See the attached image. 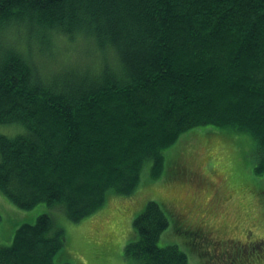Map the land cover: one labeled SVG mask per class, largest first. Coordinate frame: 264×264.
I'll list each match as a JSON object with an SVG mask.
<instances>
[{
    "label": "trees",
    "instance_id": "obj_1",
    "mask_svg": "<svg viewBox=\"0 0 264 264\" xmlns=\"http://www.w3.org/2000/svg\"><path fill=\"white\" fill-rule=\"evenodd\" d=\"M59 40L85 61L54 52ZM14 123L25 131L0 135V192L72 221L130 195L146 161L156 174L200 126L251 134L264 174V0H0V124ZM166 214L148 201L134 218L135 264H187L159 244ZM63 243L42 214L0 264H55Z\"/></svg>",
    "mask_w": 264,
    "mask_h": 264
},
{
    "label": "rangeland",
    "instance_id": "obj_2",
    "mask_svg": "<svg viewBox=\"0 0 264 264\" xmlns=\"http://www.w3.org/2000/svg\"><path fill=\"white\" fill-rule=\"evenodd\" d=\"M52 49L66 60L85 61L61 40ZM24 131L18 123L0 124V135L9 138ZM255 145L251 134L233 128L188 130L162 151L156 174L146 161L130 195L109 191L103 206L79 221L57 205L21 209L0 192V245H10L20 225L47 214L52 232L60 229L64 237L55 264H135L124 252L136 237L133 220L156 201L169 219L159 244L177 246L187 264H264V174L254 171Z\"/></svg>",
    "mask_w": 264,
    "mask_h": 264
}]
</instances>
